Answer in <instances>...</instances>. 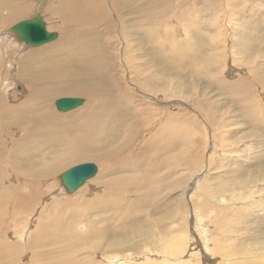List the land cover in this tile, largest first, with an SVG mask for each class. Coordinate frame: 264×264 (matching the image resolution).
<instances>
[{
  "label": "rangeland",
  "instance_id": "obj_1",
  "mask_svg": "<svg viewBox=\"0 0 264 264\" xmlns=\"http://www.w3.org/2000/svg\"><path fill=\"white\" fill-rule=\"evenodd\" d=\"M67 1L72 2L73 10H69L74 11L85 0H47L44 3L43 18L49 30L59 34L49 45L59 43L64 30L76 34L82 28L92 31L88 39L96 38L93 42L96 50L106 54L107 57H101L118 80L121 88L118 95L126 94L131 100L130 105L118 108L114 118L111 115L109 124L98 137L101 150L111 149L118 143L112 160H106L111 169L117 167L121 159L141 157V160L106 174V167L100 161L84 159L58 169L51 178L40 176L48 185H54L50 195L42 186L41 198L28 207L29 210L20 214L18 209L7 208V203L0 214V223L9 225L5 243L10 250L6 249L8 257L2 262L264 264V0H122L118 9L115 4L119 0H101L107 15L111 14L109 21L113 26L117 23L112 30L106 28L108 24L104 21L80 26L72 19L73 23L66 22L62 26L61 19L52 18L51 13ZM166 1L170 7L163 12L159 26L168 27L170 32L158 29L156 35L151 32L154 22L144 16V9L161 11ZM8 2L7 8L0 9V96L5 97L8 105L18 106L27 87L12 77L17 64L26 52L46 46L32 47L19 42L12 33H2L16 21L32 16L38 6L37 0ZM129 4L137 8L131 11ZM18 10L23 13L14 15L15 11L20 12ZM199 46L203 51L197 49ZM66 96L84 100L75 112H83L90 106L84 95L56 93L50 103L52 107L49 105L43 110L51 111L53 117H66L73 111L63 113L54 105L56 99ZM24 115L30 117L32 113H20L16 117ZM14 119L15 116L11 121ZM123 120L134 123L135 128L126 129L117 137V125ZM81 121L91 123L85 117ZM112 127L113 135L110 134ZM58 130L61 132L58 135L43 137L44 145L39 146L32 139L34 148L22 153V171L28 174L45 170L55 162L53 158L65 155L61 149L65 147L64 136L88 138L96 128L73 134L68 127H56L52 135ZM127 134L131 135L130 141L125 140ZM47 141L50 143L45 144ZM5 145L8 147L9 143L2 146ZM4 151L6 156L8 150ZM32 160L35 166H31ZM86 162L96 165V175L73 194L63 192L58 176ZM11 170L5 168L1 188L17 195L7 186H21L25 179L13 178ZM131 179L146 183L145 192L138 185L140 190L135 197L129 196ZM105 182L113 183L112 188L107 190ZM99 197L106 201L118 200L119 210L110 208L104 215L93 210L90 214L92 204L95 200L99 202ZM0 198V202H8V197ZM92 198H95L93 203L87 205ZM75 211L77 216L73 217ZM54 218L67 222L66 228L70 229L67 236L63 229L52 227ZM134 224L143 232L130 234L128 230L135 227ZM102 228L109 229V234L97 235L96 230ZM92 232L95 235H90ZM58 233L65 237L60 240L49 237ZM173 237L181 238L183 251L171 255L168 245L172 244ZM61 247H65L64 252ZM43 251L53 252L42 255Z\"/></svg>",
  "mask_w": 264,
  "mask_h": 264
},
{
  "label": "bare ground",
  "instance_id": "obj_2",
  "mask_svg": "<svg viewBox=\"0 0 264 264\" xmlns=\"http://www.w3.org/2000/svg\"><path fill=\"white\" fill-rule=\"evenodd\" d=\"M40 1L41 0H37L38 6H37V8H35L36 11L34 12V14L32 16L16 21L12 25L8 26L5 30L3 29L4 32L2 31V33H8V34L12 33V32H9L8 29L10 27H12L14 24L18 23L19 21L32 18L36 14L37 10L40 8ZM79 1H81V0H79ZM120 1H122V0H119L117 5L115 4L117 9H118V4ZM144 1H146V0H144ZM123 2H124V0H123ZM166 2L167 3H165V5L163 4V10H161V11H157L153 8L144 9L145 11L142 10V11H144V16L147 17L149 21L151 20L152 22H154L152 24L151 32H153L156 35L158 33L157 32L158 29H160V31L163 33H169L170 32L168 27H166V29H165V28H163V26H161V27L159 26L162 23L161 17H162L163 12L165 10L167 11L168 7H170L168 4L169 2L168 1H166ZM77 3H79V2H77ZM127 3H129V2H127ZM61 4H62V2H61ZM9 5L10 4H9L8 0H0V9L7 8ZM71 6H72V2L67 1L66 3L63 4L62 7H60L59 10L52 12L51 17L57 18V19L60 18L61 22H62V26L66 22L73 23L72 19L79 22L80 26L81 25L82 26L87 25V24L88 25L94 24L95 22H98V21H104L108 24L107 25L108 27L106 26V28L109 30H112L113 27L115 26V24H117L114 22V26H113V23H111L109 21V16L111 18V14H109V16L107 15V13L105 12L106 7L103 5L101 0H93V1L85 0L84 2L82 1V5L81 6L79 5L80 6L79 9L74 10V11L69 10V9H72V8H70ZM115 6H113V7L115 8ZM132 6L133 5L130 6V4H129V9L131 11L132 10L134 11V9L137 7L136 6L132 7ZM173 6H175V5L173 4ZM121 7H122V5H121ZM43 8H44V6H43ZM10 9H13V8L10 7ZM173 9H174V7H173ZM18 11H20V10H18ZM116 12L119 13V11H116ZM14 13H15L14 15H17V14H20L23 12L15 11ZM136 13L134 15H136ZM41 15L43 16L42 13H41ZM127 15H128V13H127ZM43 20L46 24L45 18H43ZM2 21L6 22L4 20H2ZM5 24H7V23H5ZM47 24H48V22H47ZM123 25L125 26V24H123ZM207 26H208V28L211 27L210 25H207ZM46 28L49 32H51V30H49L48 26ZM92 29H90V31ZM93 32H94V30H93ZM186 32L187 31H185V33ZM234 32H236V31H234ZM89 33H92V31L89 32V30L87 28L79 29V32L77 34L74 31L64 30V34L62 35V37L60 39L61 41L62 40L63 41L62 42L60 41L61 42V43L59 42L60 44L55 43L53 45H49V43H48L47 45L45 44L46 47L36 48L35 50L30 49L31 51L26 52L25 55L22 56V58H21L22 60L20 59V61L17 64L16 72L12 75L14 80L24 84L27 87V89H26L27 92L22 99V103L18 104V106H14L15 104L8 105V103H7L8 101H6L4 99L5 97L3 98L0 96V178H1L0 179V197L1 196L8 197V202H0V214L3 213L2 210L5 209L7 203H8L7 208H9L10 210H14V209L17 210L18 209L19 213H20V211H21V213H23L22 211L25 212L26 210H29L30 208L29 209H27V208L32 206V205H35L36 201L39 198H41L40 196H41L42 186H44L45 189H48L49 193H47V194L50 195V190L53 189L52 186H54V185H48L49 182H47V180H45V179L42 180V178H39V177L43 176V178H44V176H49L51 178L52 176H50V175H53L54 173H56L58 171V169H61L65 166L71 164L74 161L77 162L78 160H84V159H92L95 161H100L101 164L106 167L105 171H107L106 174H108V173H112L114 171H120L122 168H128L129 165H131L133 163L137 164V162H135V161L141 160L140 159L141 157H133V158L130 157V159H128V160H122L121 159L122 161L120 160V164H118L117 167L113 166L111 169L108 166L106 160L107 159L112 160V156L118 150V143L116 144L115 147H113L111 149H106V151L101 150V144L98 140V137L101 134H103L104 127L109 124V119L111 118V115H112V118H114L115 113L116 112L118 113V110H119L118 108L121 106L125 108V106L130 105L131 100L127 98L126 94H124L125 96H119L118 95V94H121V91L119 90L121 88H119V86L117 85L118 80L116 81L115 77H113V73L111 72L110 66L108 67V65H106V63H105V60H103V58L101 57V56H103V57L106 56V54L103 55L104 53L102 54V53L97 51L99 49L96 50V47L93 43L96 38L93 40H89L88 39ZM91 38H92V35H91ZM99 39H101V38H99ZM98 41L100 42V40H98ZM176 47H177V45H176ZM171 48H173V45ZM197 49L201 52V51H203L204 48L199 46V47H197ZM1 50H2V48H1ZM102 50H103L102 52H104V49H102ZM106 62H108V61H106ZM112 71L114 72L115 70H112ZM222 82H223V80H222ZM3 89H5V88H3ZM56 93L75 94V95H81V96L84 95L89 100L90 106L88 107L87 110H85L83 112H81V110L79 112L78 111L75 112L74 110H76V109L78 110V108H80V106L84 103L83 102L80 106H77L74 109L67 111V112H71V111H73V112L66 115V117H59V116L53 117V115L50 113L51 111L46 112L43 110V107L47 108L50 105V103H51V101H52V99ZM66 97H70V96H66ZM61 98H63V97H61ZM76 98H78V97H76ZM50 107H52V105H50ZM48 110L49 109H47V111ZM25 112L32 113V116L28 117V116L24 115V117H22V118L16 117L20 113H25ZM67 112H63V113H67ZM14 116L16 119L11 121L14 118ZM83 117L88 119L89 120L88 122H91V123L85 124V122H82L81 119ZM67 123H70V125L68 126ZM117 126H118L117 137L120 134L125 133L126 129L128 131L130 129L134 130V128H135L134 123H132V122L128 123V122H126V120H123ZM56 127H59L60 129H66L68 127L70 133H73V134L75 133V131H78V132L82 131L83 132L85 129H90V128H92V129L96 128V130L92 131L91 135L88 138H79V136L78 137L74 136L72 138H70V137L66 138L64 136L62 139V142H63L62 144H63V146H65L67 148L65 149V147H63L61 149H63L62 152L65 155L62 157L53 158L52 160H54L55 162L51 166L47 167L45 170H35V171L28 172V174L25 171H22L21 169L24 168L22 163H20L21 159H22L21 158L22 153L26 149L34 148L33 143H32V139L35 140L36 143H39V146H40L43 143L42 140L44 139L43 138L44 136H46L45 138L47 139L50 136H55V135H58L61 133L58 130L52 135L53 131L56 130ZM114 131L115 130L112 127L110 130V134L113 135ZM63 132H64V134H67L66 130L65 131L63 130ZM119 132H121V133H119ZM39 138H42V139L38 140ZM130 139H131V135L127 134L125 136V140L130 141ZM93 140H95V141L92 144ZM4 143H6V144L9 143L8 147H10V148L6 147V145H5V147L2 146ZM49 143H50V141H47L45 144H49ZM43 145H44V143H43ZM122 145H124V144H122ZM121 147H123V146H121ZM6 148H8V149H6ZM37 148H38V146H37ZM119 149H121V148H119ZM4 150H8V153L6 154V156H5L6 152ZM17 159H20V161H17ZM34 162H35V160H32L30 162L31 166H35ZM5 168L12 169L11 174L14 176L13 178H19L20 180L22 178L25 179V182H22L23 184L21 186L20 185H17V186L15 185V187L12 185L7 186V187L12 188V192H13V190H15L17 195H15L14 193L12 194L8 191H4L1 188V186L3 185V181L5 179L4 178L5 174L3 173L5 171ZM130 169H132V168H130ZM105 171H104V173H105ZM23 176H25V177H23ZM146 179L147 178H143V181H147ZM138 181L139 180H137V179H134L131 182L129 181V185L131 186V187L129 186L130 187V190L128 191L129 196L135 197L136 193L139 192L138 190H140L137 188L138 185L141 186V188L144 190V186L146 185V183L142 184L141 180L139 182ZM54 182H53V184H54ZM86 184L88 185V183H86ZM127 184H128V182H126V185ZM105 186H106L107 190H109L112 188L113 183L105 182ZM83 187H86V186H83ZM3 189H4V187H3ZM20 190H24V191L27 190V192L26 191L20 192ZM63 192H65L64 189H63ZM144 192H145V190H144ZM110 194H112V193H109V196H112ZM112 197H114V196H112ZM98 199L100 200L99 202H96L95 198L88 200L87 205L93 203L92 201L95 200L94 201L95 204L94 205L92 204V206H93L92 210L89 211L90 214L94 210V211H97L98 213L101 212V215H104L107 213L108 209H110V208H112V209H118L119 208V206L117 204L118 200L116 202L115 201L116 199H114V198H112L114 200H110V201H106L100 197ZM147 199H148V197H147ZM0 200H1V198H0ZM68 200H70V199H68ZM84 201H87V200H84ZM235 202H237V201H235ZM77 211L73 212V214H72L73 217L77 216V214H76ZM18 212H16V213H18ZM83 213H85V212H83ZM20 214H19V216H20ZM1 217H2V215H0V218ZM17 217H18V215H17ZM88 217H89V214H88ZM107 218H108V216H107ZM110 218H112V217H110ZM96 219H97V216H96ZM5 222H8V221H5ZM98 222H99V220H98ZM8 226H7V223H6V225H2L0 223V262H2L3 260H5L8 257V254H7L8 251L6 252L8 245H6V243H5V238H6V236H8ZM66 226H67L66 221H61V220H58L56 218H54V220H52V227L54 229H58V230L63 229L65 236H67L68 233H70L69 232L70 229H67ZM111 226H113V225H111ZM123 228H124V226H123ZM102 229L103 230H98V229L96 230V233H99L97 235H100V234L103 235L104 233L109 234V232H108L109 229L108 230L106 228H102ZM133 231L139 232V231H141V229H140V227H137L135 225V227L133 226L130 228V231L128 230V232L130 234H132ZM117 232H118V230H117ZM141 232H143V231H141ZM216 232H217V230H216ZM204 233H206V232H204ZM90 235H95V233L92 232V233H90ZM132 235H134V234H132ZM65 236H62V234H59V233L57 235H49V237H52L53 240H60V239H62V237H65ZM173 238H175V237H173ZM31 239H33V237ZM32 241H34V240H32ZM163 242H164V240H163ZM31 243H33V242H31ZM54 243H56V242H54ZM28 245H30V244H28ZM38 245L42 246V244H38ZM12 246L15 247V245H12ZM168 247H169L168 252H170V254L171 253L176 254V253L180 252V250L183 251L181 238L180 239L175 238L173 240L172 244L168 245ZM16 249H17V247H16ZM61 249L63 251V250H65V247H61ZM166 249H167V247H166ZM8 250H10V249L8 248ZM53 251H54V249H53ZM53 251H43L42 255L52 253ZM163 251H165V250H163ZM188 253H190V252H188ZM226 253H227V251H226ZM197 254H198V252H197ZM9 255L11 256V254H9ZM162 255L164 256L165 254H162ZM179 255H181V254H179ZM14 256L17 257L15 254H14ZM149 256H151V255H149ZM152 256H153V254H152ZM167 256H169V255H167ZM9 260H10V258H9ZM163 260L166 261V259H163ZM11 261H13V259H11ZM8 262H2V263L8 264ZM110 262H113V260L111 259ZM167 262H168V260H167ZM116 263H118V261ZM177 263H179V262L177 261ZM121 264H124V263H121ZM143 264H144V262H143Z\"/></svg>",
  "mask_w": 264,
  "mask_h": 264
},
{
  "label": "water",
  "instance_id": "obj_3",
  "mask_svg": "<svg viewBox=\"0 0 264 264\" xmlns=\"http://www.w3.org/2000/svg\"><path fill=\"white\" fill-rule=\"evenodd\" d=\"M45 2L46 0L40 1V8L32 18L19 21L8 29L19 42L32 47H39L57 39L58 33L47 30V25L41 15ZM83 102L82 98L63 97L55 100L54 105L57 110L67 112L80 106ZM96 173V165L92 162H86L70 167L61 173L58 178L64 191L67 194H73Z\"/></svg>",
  "mask_w": 264,
  "mask_h": 264
}]
</instances>
